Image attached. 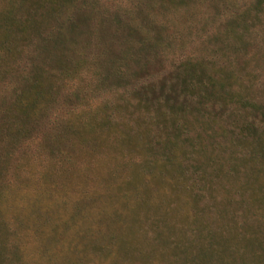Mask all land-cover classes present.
<instances>
[{
    "label": "rangeland",
    "instance_id": "1",
    "mask_svg": "<svg viewBox=\"0 0 264 264\" xmlns=\"http://www.w3.org/2000/svg\"><path fill=\"white\" fill-rule=\"evenodd\" d=\"M2 12L16 65L1 55L0 113L39 66L56 93L32 137L0 135V194L15 205L2 264H169L160 233L197 253L209 229L241 245L231 264H252L250 237L264 241V0H0ZM184 168L203 177L197 216L166 226L154 212L172 189L194 211Z\"/></svg>",
    "mask_w": 264,
    "mask_h": 264
},
{
    "label": "trees",
    "instance_id": "2",
    "mask_svg": "<svg viewBox=\"0 0 264 264\" xmlns=\"http://www.w3.org/2000/svg\"><path fill=\"white\" fill-rule=\"evenodd\" d=\"M54 2L53 7H62L61 5H58V2ZM2 14V15H1ZM3 12L0 13V21L4 20V22H8V17L3 16ZM11 28H8V32L6 29L2 28V25L0 24V59H2L1 55L8 56V59H5L6 61H9L7 64L8 66L16 65L14 61H11L16 49L11 45V42L9 41V31ZM49 34H47L48 36ZM45 36V38L47 37ZM41 39H44L41 37ZM47 39V38H46ZM36 52L39 53L40 49L38 48V45H35ZM11 58V59H9ZM3 66V65H2ZM0 66V68L2 67ZM7 71H4V74L7 75L9 72V68L6 69ZM10 74V72H9ZM34 76L32 79H26V83L21 87V89H18L16 91L14 98L11 100L8 106L5 107L0 113V135L2 136H7L10 135L13 138H16V140H24L32 137L34 132H36L37 128L43 127L47 125L48 118L50 116V110L52 107V103H55V96L56 93L52 91L54 85L53 83L50 84L49 78L47 71L45 70L44 67L39 66V69H36L33 72ZM10 76V75H9ZM10 79V77H5L2 81L5 82L6 80ZM8 82V81H7ZM52 82V81H51ZM56 86V85H55ZM171 90H174L173 87ZM162 91V93H161ZM153 94L157 97L163 96L164 95V90L160 89L159 92L154 91ZM245 101V99H244ZM260 125V123H259ZM257 127V125H256ZM35 130V131H34ZM145 140L143 142L148 143L149 138L144 135ZM42 140H45V137H43ZM151 144V142L149 143ZM165 142L162 143L163 146H165ZM262 149H264L263 145H260ZM166 153L171 155V149H168V145L165 148ZM166 158V156H165ZM161 162L156 164V167L161 165V169H164V167H172L176 164L174 160L171 158L166 159V162H162V159L160 160ZM180 164L183 165V159H180ZM159 164V165H158ZM173 168V167H172ZM170 172H174L173 170ZM192 176H189V172L183 169L182 172H180V177L178 181H185L188 184L190 183V189H186V195L185 197L190 198L195 205L193 206L194 211L192 210L191 206L189 208H182L181 204L183 203H188L185 199H182V197H179L178 192H176L175 189H172V192L169 193L168 195L165 196L166 201L170 203H167V209L164 213H156L154 212L156 219L163 222L165 221V225H167V221L169 218H172L174 216L180 217L179 219H188L189 222H192V218L197 216L195 214L197 210L196 203L199 204L198 199L201 197V191L198 186L193 187L194 181H200L202 180V175L201 173L197 172H190ZM195 174H197V177H195ZM173 175L170 174L168 177L165 178H170ZM164 177V176H163ZM175 178V174H174ZM173 178V179H174ZM171 179V180H173ZM188 188V187H187ZM62 194L65 193V191H61ZM190 193V196H189ZM65 196H69L67 194H64ZM64 195H57L53 196L52 198L55 199L56 201L59 199L60 201L64 202L67 198ZM6 195L3 193L2 197L0 194V223L4 221V210L5 213L8 214V216L11 215L12 209L15 208L14 204H9L8 199L5 198ZM153 196H148V194L144 195L145 199V204L147 205H154V202L152 201ZM51 203V202H50ZM173 204H176L180 212L173 206ZM34 206H31L29 210L30 211H24L28 212L34 219L38 218L41 216L39 211L35 208L33 209ZM20 212V211H19ZM23 213V211L21 210ZM49 212H53L52 208H49ZM194 213V216L192 215ZM193 216V217H192ZM10 218V217H8ZM28 220H29V215H28ZM45 220L50 221V219L45 218L44 220L41 221L42 225L40 226V230L44 231L45 228ZM179 221V220H178ZM27 224H29L27 230L29 232H37V227H35L32 224V218L31 220L28 221L26 220ZM51 222V221H50ZM57 226H63L66 227V229H69L68 227V221L66 222L65 220L62 221L61 217H58L56 220ZM65 224V226L63 225ZM173 229L177 228H182L180 225H176L174 223H170ZM7 222L3 224V228L5 230L9 231V228L6 226ZM53 225V224H52ZM54 226V225H53ZM206 225L201 228H205ZM209 234V237L206 239L199 238L197 240L198 246H196V249L198 250L197 253L193 251L194 247L193 245H187V240L183 237L181 238H176L173 235L170 237H165L162 236V233H160V244L162 246H166L165 249L168 250L170 254L169 258V264H208V260L215 259L217 260L220 257V254L223 252H226L228 254V257L223 258L224 264H231L232 262H235L236 260H240V247L234 243H231L229 240H216L215 239V233L210 232V229L207 231ZM242 236L238 241L241 240H246V238ZM252 241V244L256 247V250H253L252 253V264H259L264 260V241L262 243L261 240H258V237H250ZM13 243L9 240L6 239H1L0 241V264L3 263V260L7 259V253L5 252V247H13ZM193 249V250H192ZM255 249V248H254ZM200 253V255H199ZM3 256L6 259H2ZM2 257V258H1Z\"/></svg>",
    "mask_w": 264,
    "mask_h": 264
}]
</instances>
